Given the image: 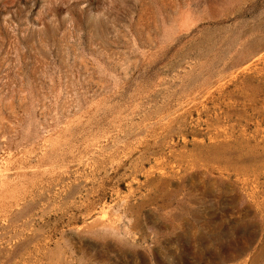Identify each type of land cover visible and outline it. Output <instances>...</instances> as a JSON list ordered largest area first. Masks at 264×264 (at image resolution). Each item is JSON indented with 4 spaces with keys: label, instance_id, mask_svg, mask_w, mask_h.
I'll return each instance as SVG.
<instances>
[{
    "label": "rangeland",
    "instance_id": "rangeland-1",
    "mask_svg": "<svg viewBox=\"0 0 264 264\" xmlns=\"http://www.w3.org/2000/svg\"><path fill=\"white\" fill-rule=\"evenodd\" d=\"M0 264H264V0H0Z\"/></svg>",
    "mask_w": 264,
    "mask_h": 264
}]
</instances>
